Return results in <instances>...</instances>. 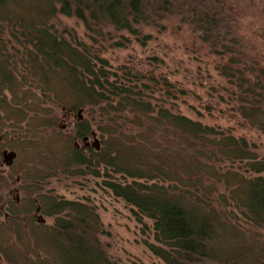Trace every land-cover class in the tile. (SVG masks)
I'll use <instances>...</instances> for the list:
<instances>
[{"label":"trees","instance_id":"1","mask_svg":"<svg viewBox=\"0 0 264 264\" xmlns=\"http://www.w3.org/2000/svg\"><path fill=\"white\" fill-rule=\"evenodd\" d=\"M225 9L220 0H0V133L5 122L13 130L26 126L22 138L54 127L56 119L42 116L50 107L30 116L31 103L82 107V132L93 129L100 150H76L67 136L61 149L49 148L36 161L43 170L59 168L60 182L93 181L121 199L152 237L143 245L164 264H264V157L230 127L206 123L194 106L197 118L184 114L187 92L168 77L114 65L104 53L122 46L116 38L127 40L125 34L144 45L151 38L145 28L178 20L218 57L220 90L232 110L264 134V49L228 23ZM63 18L80 22L84 36ZM223 162L231 167L221 172L216 165ZM2 195L0 185V201ZM43 202L54 223L33 240L20 223L0 221V260L125 264L101 240L106 232L89 197L47 192Z\"/></svg>","mask_w":264,"mask_h":264},{"label":"rangeland","instance_id":"2","mask_svg":"<svg viewBox=\"0 0 264 264\" xmlns=\"http://www.w3.org/2000/svg\"><path fill=\"white\" fill-rule=\"evenodd\" d=\"M220 1L226 8L228 23L234 26L248 43L257 46L260 50L264 49V0ZM62 22L69 28L77 30L79 35L84 36L85 31L80 22L66 18H63ZM161 22L164 25L162 30L153 27L144 29L145 33L151 35L146 44H140L132 36L125 34L127 40L116 38L118 42L122 43V46L106 47L105 56L114 65L127 64L143 73L160 74L168 77L187 92L184 97L188 106L181 107L184 114L194 119L197 118L195 112L189 109V106H194L202 113L206 123L230 127L235 135L244 136L248 141L254 143L259 156L264 157V134L258 133L242 121L232 110V105L227 102L225 92L220 90L224 87L225 80L217 74L215 68L218 57L187 26L180 24L178 20L167 18ZM155 57L160 59V63L152 59ZM33 90L36 93L39 92L36 88ZM218 91L224 95L223 100L218 98ZM225 99L226 101H224ZM31 104H29L30 108L28 107L30 116L34 114L33 110L50 107L51 112L42 116L56 119L54 127L49 128L46 133L44 132L45 134H27L22 138L25 135L26 121H22L20 124V126L25 127L17 130H13L9 126L10 122H5L6 125L2 127L0 133L4 136L2 147L18 151V164L23 165L25 176L37 175L33 171L36 168H39L43 174H55L61 170L59 168L43 170L42 164L36 160L40 159L49 148L61 149L63 143L68 137H71L70 132L74 120L65 119L62 110V106H70V104L65 102L63 105H53L46 99L43 102ZM207 106L210 110L205 109ZM82 119H85L84 113H82ZM2 124L4 125V121ZM31 124L34 127L37 122H31ZM62 124L65 125L64 129H62ZM55 135L58 136L54 138V141L53 139H46L47 136L54 137ZM11 138L13 139L11 140ZM39 140H42L40 141L42 144L36 146ZM216 166L223 169L221 172H224L227 167H231L228 162ZM243 174L248 178L251 176L249 172H243ZM57 175L59 176L53 177L60 179V176L63 177L60 173ZM102 179V177L98 178L95 182L101 183ZM35 185L37 184L32 182L27 187L30 189L31 187L39 188ZM218 187L221 191L225 189L222 184ZM45 190L53 196L68 199L89 197L96 206L106 232L101 240L108 245L107 251L113 258H117L125 264H164L143 245L144 239L152 240V237L150 234L142 232V226L134 220L129 207L121 199L95 185L93 181L80 186L73 185L64 179V181H58L57 184L52 182L45 187ZM2 220L3 216L0 215V221ZM45 223L39 227L36 235L32 234L30 229H24L26 231L24 235L33 240L31 237L35 238L42 234L46 230L45 227L54 223V217L47 215ZM7 234L11 238L10 241L18 243L17 238H12L16 234L14 231L10 230ZM0 264L6 263L0 260Z\"/></svg>","mask_w":264,"mask_h":264},{"label":"flooded vegetation","instance_id":"3","mask_svg":"<svg viewBox=\"0 0 264 264\" xmlns=\"http://www.w3.org/2000/svg\"><path fill=\"white\" fill-rule=\"evenodd\" d=\"M63 117L73 121V127L70 132L72 144L76 150L88 151L95 150L93 146L94 136L92 132L84 134L82 132V113L84 109L82 107L72 108L70 106H62ZM62 129L65 125L62 124ZM96 134V132H95ZM99 140L98 135H95ZM3 135H0V185L3 189L2 199L0 201V211L2 212L3 220L6 223L18 224L24 226L27 229V222L41 227L45 223V217H47L46 210L44 208L43 196L47 195L45 187L52 182L58 183L59 178L53 177L51 174H37L33 177L25 176L23 165L18 164L19 154L18 151L3 148ZM87 138V139H86ZM13 138H11L12 140ZM100 141V140H99ZM14 151L16 156L12 159L10 164L4 162V154ZM96 151V150H95ZM18 165V166H17ZM17 168H14L16 167ZM20 170H19V168ZM34 171V170H33ZM36 173V171H34ZM25 177H24V176ZM2 179V180H1ZM36 183L39 188H29V184ZM29 229V228H28Z\"/></svg>","mask_w":264,"mask_h":264},{"label":"water","instance_id":"4","mask_svg":"<svg viewBox=\"0 0 264 264\" xmlns=\"http://www.w3.org/2000/svg\"><path fill=\"white\" fill-rule=\"evenodd\" d=\"M94 139H93V146L95 148L96 151L100 150V141L97 139V137L95 136V132H92ZM87 139V138H86ZM16 156V153L14 151H9L7 153L4 154V162H6L7 164H10V162L12 161V159Z\"/></svg>","mask_w":264,"mask_h":264}]
</instances>
